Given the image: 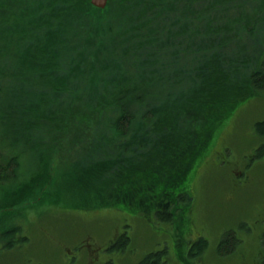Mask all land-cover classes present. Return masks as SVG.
I'll return each mask as SVG.
<instances>
[{
	"label": "trees",
	"instance_id": "trees-1",
	"mask_svg": "<svg viewBox=\"0 0 264 264\" xmlns=\"http://www.w3.org/2000/svg\"><path fill=\"white\" fill-rule=\"evenodd\" d=\"M21 3L30 40L16 52L6 41L0 48V79L10 76L0 83V241H28L14 212L49 191L85 209L187 224L196 161L237 97L264 92V0ZM6 14L0 1L1 23ZM191 52L196 64L186 62ZM218 82L227 90L216 101ZM254 131L262 140L254 156L262 158L264 120ZM118 239L111 249L126 250L129 234ZM240 241L225 230L217 251L229 255ZM261 244L264 261V231ZM207 245L199 237L188 253ZM155 251L138 264H162L166 253Z\"/></svg>",
	"mask_w": 264,
	"mask_h": 264
},
{
	"label": "rangeland",
	"instance_id": "rangeland-1",
	"mask_svg": "<svg viewBox=\"0 0 264 264\" xmlns=\"http://www.w3.org/2000/svg\"><path fill=\"white\" fill-rule=\"evenodd\" d=\"M0 1L6 5L8 19L0 22V48L2 41H6L13 43L12 50L16 52L20 49L17 44L30 40L27 37L31 27L28 22L30 15L20 9L22 0ZM103 12H100L102 17ZM8 37L10 39L3 40ZM92 49L99 52L94 46ZM115 50V46L109 45L106 59L110 60V54ZM187 61H195L196 64V54L186 55ZM254 62L253 59L247 63L245 75L250 73ZM9 78L0 79V83L7 84ZM232 81L233 78L227 83ZM218 84L220 88L213 92L216 101L225 96L226 92H223L227 90L221 82ZM251 94L255 95L247 99L237 97L234 110L223 120L219 127V132L222 127L221 132L215 133L207 155L199 157L190 173L189 182L195 194L188 212L193 216L190 230L188 223L179 226L178 221H150L140 215L131 217L111 208L85 209L66 198L58 201L50 198L51 191L47 195L49 198L39 192L37 198L25 200L14 212L18 223L22 224L21 235L27 236L28 241H17L12 247L0 241V264H65L69 258L68 249H75L78 245L86 247L82 246L83 240L89 239L95 245L104 246L120 229L126 228L131 242L123 264H137L148 252L161 248L166 253L168 264H264L261 244L264 231V157L254 156L262 141L255 133L254 125L264 120V92ZM77 111L74 108L75 114ZM25 164L31 167V158L27 157ZM31 192L29 190L26 194ZM2 220L8 221L6 217ZM229 229L234 230L241 241L233 253L223 256L218 253L217 245L223 232ZM186 230L187 234H184ZM198 234L208 239V245L195 261L187 250L190 241ZM181 235L183 242L177 240Z\"/></svg>",
	"mask_w": 264,
	"mask_h": 264
},
{
	"label": "flooded vegetation",
	"instance_id": "flooded-vegetation-1",
	"mask_svg": "<svg viewBox=\"0 0 264 264\" xmlns=\"http://www.w3.org/2000/svg\"><path fill=\"white\" fill-rule=\"evenodd\" d=\"M193 219V216L190 218L188 221L189 225V230H190V222ZM128 234V230L126 229H120L119 232L117 233V236L115 239H111L108 241L107 244L103 245H95L92 241L89 239H85L84 245L86 247H75V249L70 248L68 249V260L65 264L67 263H73V264H123L125 261L124 259L127 260L128 255L125 253L126 250H116V249H111V247L114 246V243L117 242L119 239L120 235L123 234ZM196 239H192L190 241V244L188 246L187 252H189V247H192V244L198 240L199 237H204L203 234H198L196 236ZM206 238V237H205ZM207 239V238H206ZM112 241V242H111ZM106 247V248H103ZM158 251H164L163 248L159 249ZM155 251V252H158ZM196 254L193 255L195 258V261L197 257L200 255L198 252L195 250ZM168 259L166 256L163 257L162 264H168ZM138 264V263H137ZM196 264H198L196 262Z\"/></svg>",
	"mask_w": 264,
	"mask_h": 264
},
{
	"label": "water",
	"instance_id": "water-1",
	"mask_svg": "<svg viewBox=\"0 0 264 264\" xmlns=\"http://www.w3.org/2000/svg\"><path fill=\"white\" fill-rule=\"evenodd\" d=\"M109 0H91L92 4L100 7V8H104L107 6Z\"/></svg>",
	"mask_w": 264,
	"mask_h": 264
},
{
	"label": "bare ground",
	"instance_id": "bare-ground-1",
	"mask_svg": "<svg viewBox=\"0 0 264 264\" xmlns=\"http://www.w3.org/2000/svg\"><path fill=\"white\" fill-rule=\"evenodd\" d=\"M219 124V123H218ZM217 126V125H216ZM215 126V127H216ZM213 127V126H212ZM215 127H213V128H215ZM213 130V129H212ZM208 131V130H207ZM214 132H216V131H213V133ZM213 135V134H212ZM209 137V136H208ZM212 138V137H211ZM204 140V139H203ZM210 140V139H209ZM207 141V140H206ZM206 145H208V144H206ZM198 149V148H197ZM205 149V148H204ZM203 150V149H202ZM199 151H201V150H199ZM199 155V154H198ZM198 155L196 156V157H198ZM202 155V154H201ZM259 157V156H258ZM155 200V199H154ZM129 208H131V206L129 207ZM166 208V207H165ZM171 209V208H170ZM179 210V209H178ZM174 213V212H173ZM144 214H145V212H144ZM174 215H176L175 213H174Z\"/></svg>",
	"mask_w": 264,
	"mask_h": 264
}]
</instances>
